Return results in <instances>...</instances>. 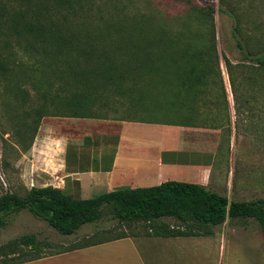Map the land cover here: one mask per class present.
I'll use <instances>...</instances> for the list:
<instances>
[{"label": "rangeland", "instance_id": "1", "mask_svg": "<svg viewBox=\"0 0 264 264\" xmlns=\"http://www.w3.org/2000/svg\"><path fill=\"white\" fill-rule=\"evenodd\" d=\"M207 4L215 7L213 22L202 11ZM142 27H147L144 39L135 31ZM140 44L151 46L153 71H128L127 78L115 81L94 75L100 52L134 62L123 50L136 52ZM187 45L201 49L204 72L206 64L211 69L204 75L198 121L211 129L208 138L220 147L216 187L231 200L264 197V68L256 59L264 51V0H0V57L10 67L8 81L0 75V197L7 191L26 193L21 175L29 156L18 161L43 122L76 114L196 119L188 110L189 95L175 81ZM83 49L91 52L90 60L80 58ZM6 220L0 246L35 234L50 243L47 252L91 235L144 234L148 227L121 224L109 206L100 220L71 235L60 234L28 209ZM158 222L180 225L169 217ZM212 229L213 240L226 236L224 264H264V232L256 218H235ZM212 256L209 264H219V250L218 258Z\"/></svg>", "mask_w": 264, "mask_h": 264}, {"label": "crops", "instance_id": "2", "mask_svg": "<svg viewBox=\"0 0 264 264\" xmlns=\"http://www.w3.org/2000/svg\"><path fill=\"white\" fill-rule=\"evenodd\" d=\"M129 89L125 92L134 90ZM201 114L198 106L196 119L180 122L86 116L43 122L18 161L29 156L23 184L27 189L54 186L81 199L168 180L201 184L223 194L214 173L220 147L208 138L211 129L198 121ZM225 237L213 240L216 230L212 235L127 236L19 264H209L213 254L218 258V250L219 264H224Z\"/></svg>", "mask_w": 264, "mask_h": 264}, {"label": "trees", "instance_id": "3", "mask_svg": "<svg viewBox=\"0 0 264 264\" xmlns=\"http://www.w3.org/2000/svg\"><path fill=\"white\" fill-rule=\"evenodd\" d=\"M214 8L212 4L202 8L212 22ZM146 29L147 27L135 28V31H138L144 39ZM149 45H151L150 42ZM150 47L140 44L136 47L138 50L136 52L130 49L123 50V53H129V59H134V62L110 59L109 56H104L105 53L102 51L98 67L93 69L94 75L101 80L115 81V79H125L128 71H135V73L144 70L153 71L155 62H150L153 55ZM214 50L216 52L215 48ZM181 54L185 60L180 59L182 62L177 63L175 81L189 95L190 112L197 116L198 102L204 93L202 89L204 75H208L211 69L206 64L204 72L205 60L201 49L190 50L187 45ZM256 54L258 63L264 68V51ZM79 56L86 60L92 57L91 52L85 49L80 50ZM9 72V65L0 57V75L8 81ZM5 87L7 91L12 89L8 83ZM223 89L225 90L224 84ZM39 115L45 116L41 111ZM106 206L112 208L113 215L121 224L146 223L148 225L146 233L120 234L104 239H98L100 234L91 235L85 237L80 243L68 246L67 249L81 248L127 236L212 235L214 234L213 226L235 218H256L264 232V197L231 200L228 196L207 186L177 180H168L150 187L116 189L87 199L75 198L54 186H33L27 189L24 195L7 191L0 197V227L6 225V216L10 213L28 209L36 217L47 221L60 234L71 235L82 225L100 220ZM166 217L174 218L180 225L175 227L169 223L158 222ZM49 245L50 243L38 240L35 234L22 235L0 246V264H19L48 256L49 252L46 249L51 246Z\"/></svg>", "mask_w": 264, "mask_h": 264}]
</instances>
